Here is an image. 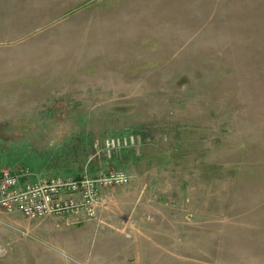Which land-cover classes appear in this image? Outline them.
I'll return each instance as SVG.
<instances>
[{
    "label": "rangeland",
    "instance_id": "1",
    "mask_svg": "<svg viewBox=\"0 0 264 264\" xmlns=\"http://www.w3.org/2000/svg\"><path fill=\"white\" fill-rule=\"evenodd\" d=\"M17 167L130 182L76 224L0 211V264H264V0H0Z\"/></svg>",
    "mask_w": 264,
    "mask_h": 264
},
{
    "label": "built area",
    "instance_id": "2",
    "mask_svg": "<svg viewBox=\"0 0 264 264\" xmlns=\"http://www.w3.org/2000/svg\"><path fill=\"white\" fill-rule=\"evenodd\" d=\"M129 182L130 176L119 170L96 176L50 175L31 180L30 171L23 167L0 168V211L31 221L53 216L76 224L96 217L104 189Z\"/></svg>",
    "mask_w": 264,
    "mask_h": 264
},
{
    "label": "crops",
    "instance_id": "3",
    "mask_svg": "<svg viewBox=\"0 0 264 264\" xmlns=\"http://www.w3.org/2000/svg\"><path fill=\"white\" fill-rule=\"evenodd\" d=\"M36 178H38V177H36Z\"/></svg>",
    "mask_w": 264,
    "mask_h": 264
},
{
    "label": "trees",
    "instance_id": "4",
    "mask_svg": "<svg viewBox=\"0 0 264 264\" xmlns=\"http://www.w3.org/2000/svg\"><path fill=\"white\" fill-rule=\"evenodd\" d=\"M24 168V167H23ZM27 169V168H26Z\"/></svg>",
    "mask_w": 264,
    "mask_h": 264
}]
</instances>
